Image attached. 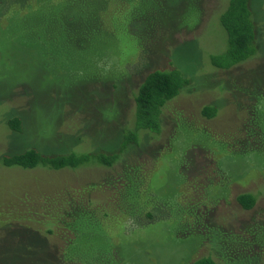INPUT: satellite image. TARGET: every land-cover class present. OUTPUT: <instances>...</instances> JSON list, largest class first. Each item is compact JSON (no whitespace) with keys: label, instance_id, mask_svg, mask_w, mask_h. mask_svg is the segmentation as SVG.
<instances>
[{"label":"rangeland","instance_id":"374dc122","mask_svg":"<svg viewBox=\"0 0 264 264\" xmlns=\"http://www.w3.org/2000/svg\"><path fill=\"white\" fill-rule=\"evenodd\" d=\"M229 2L0 0V158L117 155L145 76L177 69L190 80L163 109L162 132L139 130L111 168L0 165V264H191L213 256L197 213L238 232L264 210V0H249L255 54L218 69ZM246 192L254 210L236 202Z\"/></svg>","mask_w":264,"mask_h":264},{"label":"trees","instance_id":"16d2710c","mask_svg":"<svg viewBox=\"0 0 264 264\" xmlns=\"http://www.w3.org/2000/svg\"><path fill=\"white\" fill-rule=\"evenodd\" d=\"M221 13L223 14L220 18V25L225 30L227 39H229V48L224 55L220 56L222 58L219 61L216 60L219 57L213 60L218 69H228L250 60L255 54L254 40L256 34L251 20L249 0H230L227 6L224 5ZM189 85L190 80L177 69L155 70L148 73L134 96L135 109L132 118L135 127L130 128L128 123L121 128V131L125 129L123 132L127 136L125 139L123 137L121 146L117 149L119 155L112 156L103 153L101 150L92 152H45L30 148L21 152L3 155L0 158V165L5 168L24 170L43 168L54 171L98 166L111 168L122 158L121 156L129 146L137 145L136 139L139 130H147L155 134L162 132L163 109L169 102L185 91ZM200 114L206 119H212L217 115V108L213 104L206 105L200 110ZM9 126L16 132H20L22 129L18 119L9 121ZM251 149H253L252 146ZM53 198H55L53 195L47 196L45 200L50 201ZM236 202L241 210L251 211L257 207L258 196L250 192L241 193L237 195ZM85 214L84 211L80 215L73 216L75 219L74 225L77 222L80 224V220L85 218ZM192 219L193 223L198 226L197 233H199V236L206 239L203 240V244L211 246L213 256L201 257L191 264H244V261L250 262V264H264L263 209L256 211L253 220L242 224L238 232H234L237 230L215 228L204 221V212L203 214L197 213ZM77 229V227H74L72 230L79 233L80 231ZM214 229L218 231V235L215 239H212L211 232ZM215 243L218 244L217 251L212 245Z\"/></svg>","mask_w":264,"mask_h":264}]
</instances>
